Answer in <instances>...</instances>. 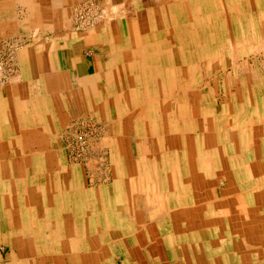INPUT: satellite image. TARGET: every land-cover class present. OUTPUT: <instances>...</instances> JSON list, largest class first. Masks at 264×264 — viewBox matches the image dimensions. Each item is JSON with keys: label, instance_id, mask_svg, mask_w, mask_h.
Segmentation results:
<instances>
[{"label": "rangeland", "instance_id": "obj_1", "mask_svg": "<svg viewBox=\"0 0 264 264\" xmlns=\"http://www.w3.org/2000/svg\"><path fill=\"white\" fill-rule=\"evenodd\" d=\"M169 2H172L170 8L165 6ZM223 2L224 5L221 6ZM223 2L221 3V0H211L210 3L204 4L198 2V14L203 20L202 25L199 26L204 32L201 38L205 40L203 39L201 43L198 41V36L196 38L198 45L194 44L196 49L203 47L208 52L209 49L215 50L214 42H218V34L223 35L228 43L222 49L221 55L217 56L211 52L208 66L204 63V59L200 61L197 53L190 55V47L188 48L190 39L186 23L190 22L191 12L187 4L191 3V0H15V2L0 0V139L9 140L7 139L9 136L15 139L6 153L7 156L5 155L2 160L6 165L0 167V264H89L90 262V264H104L105 260L111 259L113 264H117V260L122 257L123 246L116 243L119 241L114 239L115 236L105 237L104 229L99 223L101 227L99 225L97 227L102 236L95 237L94 231L92 246L88 248L84 245L83 241L86 238H82L73 230L74 223H67V220L69 222L74 216L67 214L65 209L70 210L71 213L80 210L81 216H85L83 212H86V209L90 211L94 205H103L101 208L103 211L107 209L108 202L115 203L119 198L117 203L123 201L129 187L134 186L133 201L137 197L136 186L145 184L152 190L157 187L156 179L153 177L147 179L145 176L148 173H142L139 168L140 139L134 136L136 135L135 123H133L135 118L129 114L125 100L128 97L126 92L129 87L140 91L144 85H151V78L147 77V73L161 58V54L154 53L151 46L158 40L157 36L165 42L166 47L163 51L167 54L169 52L167 58L169 64L167 62L166 69L167 66H172L173 69L177 60H182L181 65L177 64V68H181L179 73L182 75L179 81L190 83L193 73L190 72L189 65L192 60L195 63V69L192 71L195 73V79H192L194 85L212 91L208 102L206 101L207 105L217 101L219 106H223V109L230 113L231 117L227 116V120L225 118L220 125L217 124L219 130L224 126V130H236L240 121H248L249 125L258 128L256 132L264 133V123L261 124L258 119L264 110V49L261 47L264 43V0H249L248 6L243 7L242 12L237 7L239 0H223ZM154 13L158 17L154 16ZM170 16L176 18L177 26L173 29L176 37L169 36L168 29L174 25V23L171 25ZM239 23L246 24L247 34L251 38L249 41L254 43L251 47L252 45L258 47V50L251 52V59L245 65L249 73L245 72L244 65L241 66L240 71L237 69L238 60L236 63L232 61L235 55L232 45L235 48ZM208 32L209 36L206 39ZM214 35L216 38L213 37ZM125 42H128L131 52L124 49ZM140 46H144L146 56L140 57L141 51H137ZM105 60L106 69L102 62ZM219 60L223 64V69L217 68ZM61 61L66 65V69L71 71H75V64L79 62L78 66L82 74L88 71L90 73L91 70L100 71L101 74L94 81L98 91L92 94L86 92L82 80L84 77L70 78L68 81L65 78L67 75L63 73L58 78L49 77L52 76L49 70L56 68L60 70ZM142 63L148 68L144 71L146 76H142L144 68ZM116 68L122 73L112 78ZM104 69L110 71L109 74L102 75ZM243 75L246 77L244 85L234 83V79L243 78ZM78 84L81 86L80 93L74 91V94H70L68 88L71 86L73 89L79 86ZM52 88L62 90V94L60 96L51 94ZM227 90L232 93L225 98ZM249 95L251 99L256 100L255 105L260 109L252 111L253 116L249 115L250 104L243 103L244 100L249 99ZM146 97L150 96L146 95ZM179 100L182 101L181 96ZM8 114L12 118L11 116L9 118ZM240 116L245 120L239 119ZM246 135H252V131L250 130ZM78 136H83L84 139ZM223 136H218V139L216 137L206 139V143L215 144V147L211 145L215 155L216 153L221 155L222 152L226 154L227 149L222 148V140L225 139L227 145H234L233 150L229 152L236 156L238 143L236 137L232 138L233 135L228 134L226 137ZM257 136L258 141L246 142L248 146L253 145L254 152L245 151L248 156H244L250 164L248 174L246 173L248 177L245 176V187L242 188L234 180L230 188H227L226 178L221 179L220 185L217 186L219 197H222L223 193L225 195L224 203L230 211L228 217L221 215L219 207L214 206L215 212L211 213L212 216H207L206 213L207 219L210 218L206 226L209 231L202 237L195 236L188 230L189 222L192 221L188 222L184 214H177L180 215L179 221L173 218L164 221L166 228L175 231V233L162 232L167 237L165 247L171 248V253L167 252L164 256L166 258L167 255L169 256V264H264V136ZM180 141L185 142L184 138ZM178 143L179 141L177 145ZM188 143L187 141L181 150L186 148L190 150ZM218 160L222 168L231 169L232 163L229 157L223 159L220 157ZM237 161L235 159L234 163ZM210 178L211 186L215 185V178L211 175ZM254 178H258V181L251 183L250 180ZM162 181L167 182V179L163 177ZM74 188L77 194L72 195ZM182 188L180 186V189ZM162 189L168 193L167 185ZM178 191H180L179 187L174 190L176 197H179L180 193L176 194ZM235 191L242 193L241 200L247 202L246 210L235 207L239 203V200L234 202ZM31 195H35L32 203L25 204L26 200L31 199ZM76 201L79 204H76ZM89 201L92 204H89ZM255 206L258 207L257 210L254 209ZM9 207L11 211L8 215ZM46 208L50 216L54 215L52 218L54 222L51 223L52 227L49 226V229L44 230L45 237L42 238L39 234L38 220L45 216ZM168 209L170 208L163 205L165 212ZM14 215L25 219L26 225L33 228L32 237L20 236L18 222L13 221ZM120 217L125 221V216ZM82 219L87 220L83 217ZM123 221L117 224L124 226ZM250 221L255 224L254 236H249L250 234L247 233L250 231L248 227ZM59 224L61 227L58 229L60 230L58 241L54 230ZM81 225L84 228L85 222H81ZM243 225L246 228L245 234H242V231L240 233ZM200 226H204V223ZM192 228L200 227L194 223ZM65 230L68 232L67 239ZM75 238H78L77 243ZM46 246L51 248L49 253H47L48 249H45ZM73 254L88 256L90 261L80 263L65 260L64 262L65 256ZM57 255L63 256L61 263L51 258ZM231 255L233 257L228 261L224 259Z\"/></svg>", "mask_w": 264, "mask_h": 264}, {"label": "bare ground", "instance_id": "obj_2", "mask_svg": "<svg viewBox=\"0 0 264 264\" xmlns=\"http://www.w3.org/2000/svg\"><path fill=\"white\" fill-rule=\"evenodd\" d=\"M14 2H15V0H14ZM198 2L204 4V3H210L211 0H191V3L187 4L189 6V10L191 12L190 22L186 23V27H187L186 29H187L188 37L190 39L188 48L190 47L189 48L190 55H192L193 53H197V55H199V57H200V61L201 60L203 61V59H204L205 60L204 63L209 66L208 58H209V55H211V52H213L214 55H217V56L221 55L222 49H224V47H226L228 45V43L226 41V38L223 35L218 34V36H217L218 42L217 43L214 42V45H216L215 50L212 49V51H210V49H209V52H208L207 50L205 51L203 47L201 49H196V47L194 46V44L196 46L198 45L197 44L198 39H196V38L199 36L198 41H200L201 43L203 42V39L205 40V38H201V37H203L204 32H203V29H201L199 26V25H202L203 20H201L202 17H200L198 14V8H199ZM222 2H223V0H221V3ZM248 4H249V0H239V5L237 6L238 10L240 12H242L244 10L243 7L246 8L248 6ZM26 5L27 4H25V6ZM29 5H30V3H29ZM222 5H224V2L221 4V6ZM7 6H8V4H7ZM165 6L170 8L172 6V2L167 3ZM12 7L13 6L11 5V8ZM93 7H95V6H93ZM143 7H145V6H143ZM2 9H5V8H2ZM98 9H100V7ZM25 12H26V10H25ZM154 14H155L154 16L158 17V15L156 13H154ZM252 16H253V14H252ZM169 20L171 21V25L174 23L173 27L171 26L168 29L169 36L176 37L175 32L173 30L174 28L176 29V26H177V22H175L176 18L173 16L172 17L170 16ZM198 21H201V23ZM195 23L198 24V26H196ZM80 24H82V23H80ZM208 26L210 27L211 25H208ZM246 28H247L246 24L239 23L238 30H236L237 35L235 38V40H236L235 48H234V45H232V47L234 49V53H235L234 57L232 58L233 59L232 61H234V63H236V61L238 60L237 61V66H238L237 69L239 71H240V68L242 65L245 66L250 61L251 52L258 50V47L256 45H252V47H251V44H254V43L249 41L251 38L248 36ZM74 30H75V28H74ZM31 35H33V34H31ZM35 35H37V34L35 33ZM208 36H209V32H208V35L205 36L206 39ZM4 37H3V39H4ZM11 37L12 36H10V38ZM157 37H158V40L155 41V43H152L151 46L154 49V53L161 54V58H159L160 60L155 65V67L149 66L150 69L147 73L148 74L147 77L151 78V85L150 84H148L149 86L144 85V87H142L140 91H137L136 88L134 90L132 87H129L127 89V92H126L128 97L125 98V100L127 102L126 108H129V114L133 118H135V122H133V123H135L134 127L136 129V135H134V136L138 137V140L140 139V143L138 145L139 168L141 169L142 173H144V174L148 173V174H146L147 176H145V177H147V179L152 178V177L156 179L157 187L152 190L150 188H147L145 184H143L142 186L140 185V187L136 186L135 189L137 191V197H136L135 201H133V199H132V196L134 193V190H133L134 186L129 187L127 189L128 191L126 190V193H127L126 198L123 199V201L120 200V202L117 203L120 199L119 198V199H116L115 203L114 202L113 203L108 202L106 204L107 209H104L103 211L101 210V208H103V205H101V206L100 205H97V206L94 205L92 207V209H90V211H89V209H88V211L86 209V212L85 211L83 212V214H86L85 215L86 217L83 215L81 216L80 210L75 211V209H73V211H75V212L71 213V212H69L70 210L65 209L67 214L73 215L74 217L76 216L74 219H71L69 222L67 220V223H74L73 224V228H74L73 230H75L76 233L79 234L82 238H86L83 241V244L88 246V248L90 246H92L91 245L92 244V232L95 231L94 232L95 237H101L102 236L101 231H99V229L97 227V225H99V224L104 229L103 232H104L105 237H107L109 235H111L112 237L115 236L114 239L119 241V243L116 242L117 244H120L122 246L123 245H132L133 246L138 241L137 237L140 238L142 235H144L143 234L144 231L151 233V235H156V233L159 231L161 233L165 232V231L175 233V231H171L170 229H168L164 226V221L168 218H170V219L173 218L174 220L179 221L180 219H178V218H180V215H177V214H184L185 217L187 218L188 222H189V220L192 221V222H189L190 224L188 226V230H190L191 233H193L195 236L197 235L198 237L204 236L205 234H207V231H209L206 229V226H208L207 223L209 222L210 218L207 219L206 213H207V216H212L211 213H213V211H214L213 210L214 206L219 207L218 209L220 210L221 215H225L228 217L229 213H230V211L228 210V208L225 206V203H224V199H223V198H225L224 193L222 194V197H219V194H218L219 192L217 190V186L220 185V180L221 179L224 180L226 178L225 180H227V183H228L227 188H230L229 186H230V184H232L234 182V180H236L241 185V187L244 188L246 185L245 184V176H246V173L248 174V171H249L248 169H250V167H249L250 164L245 158V156H246L245 151L249 150V151L254 152V150H252L253 145L248 146V145H246V142L249 143L252 140L258 141L259 137L257 135H261V136L263 135L264 136V133L261 134L260 132H256V131H258V128L256 126L253 127L252 124L249 125L248 121H240L238 123V127L236 128V130H232V131L224 130L225 126L221 130H219V127L217 124L220 125V123L223 121V119L226 118V120H227L228 117H231L230 113L227 110L225 111L223 109V106H219L217 104V101H215L214 104L207 105L208 104L207 102L209 99V94L211 93V95H212V91L209 92L205 87H197L196 85H194V82L192 81V79L193 78L195 79V73L192 71L195 69V63L192 60H191L190 65H189L190 72L193 73V74H191L192 76L190 77V81H191L190 83H188V82L182 83L181 81H179V79H180V77H182V75L179 73L181 71V68L180 69L177 68V64L181 65L182 60L178 59L176 52H175V54H176V57L178 59L176 67L173 66V69H172V66H170V67L167 66V69H166L167 62L169 64V61H167L169 52L167 54L165 51H163L164 48L166 47L165 42L161 41L159 36H157ZM213 37L216 38V35H214ZM5 38H7V37H5ZM30 38H32V36ZM21 39H23V38H21ZM21 39H19V40H21ZM10 40H8V41L6 40V41L9 42ZM184 42H182V43L184 44ZM16 43H17V40H16ZM22 45H23V43H22ZM203 45L205 46V44H203ZM149 46H150V44H149ZM12 47H14V46H12ZM261 47L264 49V43ZM146 48H150V47H146ZM124 49L127 52L132 51L129 47L128 42H125ZM137 51L138 52L141 51L139 53L140 57H141V55L145 54L144 52H146L144 46H140L139 49H137ZM4 52H3V54H4ZM106 52H107V50H106ZM131 54H133V53H131ZM113 56H114V53H113ZM144 56H146V55H144ZM157 59H158V56H157ZM220 62H221L220 60L217 62V68L223 69V64H222V62L221 63ZM47 66L49 67V64ZM118 66L120 68V65H118ZM118 66H116V67H118ZM142 66L144 67L142 69V76H146L144 74L146 64L142 63ZM15 69H16V67H15ZM146 69L148 70V68H146ZM117 70L118 69L116 68V70L113 71L115 73L112 75L113 76L112 78H114V77L120 75V73H122V72H118ZM244 70L246 73H249V69L247 66H245ZM49 71H51L50 74H52V76H49V77L58 78V77H60V73H63L64 75H67V76H65V78H67L66 81H68L70 78L77 79L74 76H72V74L70 73V71L68 69H63V70L61 69L58 71V69L56 68L54 70H49ZM109 72L110 71L106 70L102 73V75L103 74L107 75V74H109ZM100 74H101V72L94 73V74H92V76L90 78L82 79L83 80V86H85L86 92L92 94V93H96L98 91V86L96 85V83L94 81L96 80L97 76ZM136 74H137V72H136ZM6 76H8V75H6ZM244 76L245 75L242 76L243 78L238 77L237 79H234V83L237 84V82H238V85H240V83L242 85H244L245 84L244 79L246 78ZM8 82H9V80H8ZM80 88H81V86L80 87L76 86L73 89H71V86H70L68 88V92H70V94H74L75 92L79 93ZM3 91H5V90H3ZM50 92H51V94L53 93V94H56L59 96L62 94L61 93L62 90H60L58 88H55V89L52 88V90H50ZM231 93H232L231 91L227 90L226 94H225V98H228L231 95ZM139 94H142V95L138 97L137 95H139ZM146 95H148L150 97H146ZM164 95H166L167 97ZM180 96L182 97V101L179 100ZM52 97H53V95H52ZM52 97L50 98L51 100H52ZM242 99H244V98H242ZM120 100H121V98H120ZM125 100H124V103H125ZM255 101H256L255 99H251L250 95H249V99L243 101L244 105L246 104V102H248L250 104V112H249L250 116H253L252 111H254L255 109L258 108L255 105L256 104ZM174 106H176V108ZM203 106H205V107H203ZM124 110H125V108H124ZM239 110H242V109H239ZM258 110H260V109L258 108ZM242 111H245V110H242ZM219 113L221 115H218ZM150 114H152V115H150ZM10 116L8 114L9 118H10ZM11 118H12V116H11ZM239 119L245 120L243 118V116H240ZM258 119H259V122L261 124L264 123V110L259 115ZM208 122L211 124L209 125ZM119 125H121V124H119ZM250 130L252 131V135L247 136L246 134ZM223 131H225L226 135H225V133H223ZM227 134L233 135L232 138L236 137V139L238 141L236 156H235V154L229 152V151L233 150L232 148H234V145L233 144L227 145V142L225 143V139L222 140V144H223L222 148L227 149L226 150V151H228L226 153L227 155L223 154L224 152H222V154L219 155L214 150V152L216 153V155H215L213 153V150H211V148H212L211 145H213V147H215V144L209 145L208 143H206V139H210L213 137L214 138L216 137L218 139V136L222 137L223 135H225L223 137H226ZM197 135L199 137L196 138ZM182 138H184V141H185L183 143L180 141ZM7 139H9V140H4V138L0 139V167L2 165L3 166L6 165L2 160L4 159L6 153H8L9 147L11 146V144H13V142L15 140L11 136H9ZM178 141H179V143L177 145ZM187 141L189 142L188 145H190V150H189V148L188 149L186 148L185 150H181V147L185 146V144H187ZM99 142H100V140H99ZM234 142L236 143V141H234ZM181 143H182V145H181ZM12 150H14V149H12ZM32 156L33 155H31V157ZM247 156H248V154H247ZM220 157H222V159L226 158V157L230 158V162L232 163L231 169L225 170V168H222L220 166V163L218 160V159H220ZM234 158L236 160H238L237 163H234V161H235ZM252 164L253 163H251V165ZM100 165H102V164H100ZM8 166L10 167V169H12L11 168L12 166H10L9 164H8ZM165 175H166V177H165ZM210 175L212 178H215V181H216L215 185L211 186L212 180L210 178ZM163 177L165 179H167V182L162 181ZM246 177H248V176H246ZM254 181L257 182L258 178H254V180H252V181L250 180L251 183H253ZM44 185H46V184H44ZM166 185L169 189L168 193H166L162 189V187H165ZM180 186H182L183 188L180 189ZM56 187H58L57 183H56ZM177 187H179V190H180V191L176 192V194L180 193L179 197H176L174 194V190H177ZM113 190H115V189H113ZM191 191L193 194L190 193ZM163 192H165V193H163ZM65 193H66V191H64V194ZM74 194H77L75 188L73 189V192H72V195H74ZM196 194H197V196H195ZM33 196H35V195H33ZM33 196L31 197V199L26 200L25 204H31ZM120 196L121 195H119V197ZM241 197H242V193L241 192L238 193L237 191H235V193L233 195L234 202H237L239 200L238 201L239 203H237V206H235V207H239L241 209L246 210L247 209V207H246L247 202H244L243 200H241ZM231 201H232V199H231ZM76 204H79V203L76 201ZM76 204H75V206H76ZM89 204H92V202L89 201ZM163 205H165L166 207H169L170 209H168V211L165 212L163 210ZM106 207H104V208H106ZM254 209L257 210L258 207L255 206ZM236 210H238V209L236 208ZM10 211H11V208L9 207L7 210L8 215H9ZM45 211H46L45 216H43L42 218H40L38 220V222L40 223V226H38L40 229L39 234H40V236H42V238L45 237L44 236V233H45L44 230L46 228L49 229V226L52 227L51 223L54 222V219H52L54 217V215L50 216L49 213H47L48 212L47 208L45 209ZM61 213H62V211H61ZM216 213H219V212H216ZM220 213L218 215H220ZM225 213H227V214H225ZM120 216H125L126 217L124 219L125 221H123V219ZM22 217H23V215H22ZM79 217H81V218L83 217L84 219H87V220L84 221L83 219H81ZM64 220L66 221V219H64ZM13 221L15 223L18 222L17 226H18V231L21 232L20 236L23 235L24 237H26V236L32 237L31 234H32L33 228L30 225H28V226L26 225L27 222L25 219L17 217V215H14ZM92 221H94L93 223L96 225H94L92 223ZM122 221H123L122 224L124 226H120L119 224H117L119 222L121 223ZM81 222H85L84 228H82ZM114 222H116V223L114 224ZM194 223H197L200 228L194 229L196 226L194 228H192V225H194ZM203 223H204V226H200V224H203ZM61 224L57 225L56 229L54 230V235H55V238L57 240L60 239V236H58V234H59L58 231H60V230H58V229H60ZM254 225L255 224L252 223L251 221L248 224L250 231L247 233L250 234L249 236H254V234H255ZM2 229H3V227H2ZM245 230H246V228L243 225V227L240 229V233L242 231L243 232L242 234H245ZM13 233H14V231H13ZM64 234H65V237L67 239L68 232L66 230H65ZM166 238H167L166 234L164 235L162 233V239H158V240H156L157 242H155V241L154 242L157 243L156 245L158 246L160 240L163 241V243H164V241L166 242ZM170 238H171V236H170ZM75 242L76 243L78 242V238H75ZM142 244H144V243H142ZM152 247H154L153 244H152ZM49 248L50 247H48V246L45 247V249H48L47 253H49V250L51 249V248L50 249ZM231 257H233V256L232 255L228 256V257L226 256V258H224V259L228 261V259ZM51 258H53V260H55L56 262L58 261L61 263L60 260H61V258L63 259V256L61 257L60 255H57L55 257L52 256ZM63 260H64V262H65V260H67V261L70 260L71 262L77 261L80 263H85L87 261H90L88 259V256L83 257L82 255L79 256L78 254H73L71 256L68 255L67 257L65 256V258ZM121 260H124L123 256L119 260H117V263L121 264ZM107 263H108V261L106 262V264Z\"/></svg>", "mask_w": 264, "mask_h": 264}, {"label": "crops", "instance_id": "obj_3", "mask_svg": "<svg viewBox=\"0 0 264 264\" xmlns=\"http://www.w3.org/2000/svg\"><path fill=\"white\" fill-rule=\"evenodd\" d=\"M61 62H60V65H61L60 70H61V67H62V70L66 69V67H65L66 65L63 62L62 63ZM102 62L105 64L106 60L102 61ZM78 63L75 64L76 65L75 71H71L68 69L70 71V73L72 74V76H74L75 78H78V79L81 77L90 78L92 76L91 75L92 73L93 74L98 73V71H96V70L95 71L91 70L90 73L88 71L89 74L88 73L82 74L79 70ZM104 67H105V69L107 68L106 64ZM105 69L103 71H106ZM58 71H59V69H58ZM78 87H80V85ZM79 93H80V91H79ZM79 218H81V217H79ZM143 234L144 235L141 236L142 238L137 237L138 241L135 243V245H133V246L132 245H123V247H122L123 252L121 254H122L124 260H121V264H169L170 260H169L168 255H167V258L164 256H166L167 252L171 253V248L165 247V245H166L165 241L163 243V241L160 240L158 246L156 245L157 243H155V242H157L156 240L162 239V233L159 231L156 233V235H151V233L144 231ZM142 243H144V244H142ZM152 244L154 247H152ZM107 261L105 260V264ZM112 261H113L112 259L109 260L107 264H113L114 262L112 263ZM160 261H161V263H160Z\"/></svg>", "mask_w": 264, "mask_h": 264}, {"label": "built area", "instance_id": "obj_4", "mask_svg": "<svg viewBox=\"0 0 264 264\" xmlns=\"http://www.w3.org/2000/svg\"><path fill=\"white\" fill-rule=\"evenodd\" d=\"M79 137H81V136H78V138H79ZM81 138L84 139L83 136H82Z\"/></svg>", "mask_w": 264, "mask_h": 264}]
</instances>
